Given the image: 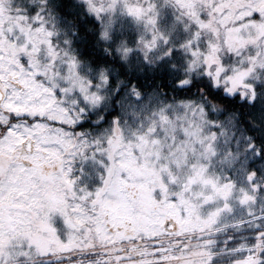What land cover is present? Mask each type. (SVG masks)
Wrapping results in <instances>:
<instances>
[{
	"label": "snow or ice",
	"instance_id": "6c2138e0",
	"mask_svg": "<svg viewBox=\"0 0 264 264\" xmlns=\"http://www.w3.org/2000/svg\"><path fill=\"white\" fill-rule=\"evenodd\" d=\"M0 264H264V0H0Z\"/></svg>",
	"mask_w": 264,
	"mask_h": 264
}]
</instances>
